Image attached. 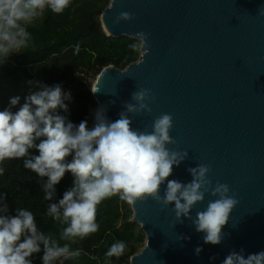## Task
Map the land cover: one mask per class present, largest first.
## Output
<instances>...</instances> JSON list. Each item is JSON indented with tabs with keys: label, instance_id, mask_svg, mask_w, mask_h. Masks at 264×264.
Listing matches in <instances>:
<instances>
[{
	"label": "water",
	"instance_id": "water-1",
	"mask_svg": "<svg viewBox=\"0 0 264 264\" xmlns=\"http://www.w3.org/2000/svg\"><path fill=\"white\" fill-rule=\"evenodd\" d=\"M113 4V5H112ZM112 5L111 8L109 6ZM264 0H112L102 12L109 35L141 40L148 34L144 62L125 68L107 65L93 88L98 106L118 119L125 101L141 88L156 99L151 113L129 114L132 127L151 132L163 113L173 117L171 149L188 158L168 179L189 182L188 167L210 164L213 185L227 183L239 200L220 245L203 242L191 220L176 221L173 205L152 199L131 205L145 244L131 264H221L230 250L245 254L264 250ZM121 12L134 18L115 23ZM143 52L141 40L140 56ZM115 101V104L109 103ZM165 186L161 187L163 194ZM218 197L205 194L192 209L194 218ZM190 237L180 240L179 236ZM148 244V247H147ZM202 246L197 256L195 248ZM211 256H216L211 260Z\"/></svg>",
	"mask_w": 264,
	"mask_h": 264
},
{
	"label": "clouds",
	"instance_id": "clouds-1",
	"mask_svg": "<svg viewBox=\"0 0 264 264\" xmlns=\"http://www.w3.org/2000/svg\"><path fill=\"white\" fill-rule=\"evenodd\" d=\"M71 3L72 0H0V65L12 54L29 48L32 35L28 26L45 9L60 14ZM258 11L264 15V5ZM133 18L132 13L121 12L115 23ZM137 35L143 41V52L136 62L140 64L149 51L145 46L148 34L139 32ZM130 47L135 49L137 45ZM37 88L25 97L18 110L12 108L20 104L21 98L14 96L9 106L0 111V165L7 160L24 158L25 169L42 180L47 178L42 183L44 201L54 200L56 186L66 173L70 172L73 180L58 202L47 204L46 216L60 225L58 238L56 233L40 230L36 216L27 208L17 207L15 215L8 214V205L4 203L7 194H0V264H33L31 258L41 252V245L42 264H57L61 259L79 257L80 252L72 250L71 244L99 230L97 206L117 195L131 205L148 199L156 201L162 209L174 204L176 221L182 224L184 218L191 220L194 230L203 233L204 243L215 246L223 242V229L239 203L230 186L219 181L213 185L209 177L211 165L203 163L186 169L192 177L187 183L168 179L174 166L178 167L188 158L187 150L168 147L176 144L170 135L171 114L156 117L151 132L132 127L129 114L152 111L149 102H154L156 97L150 89L133 92L131 101L135 103L125 101L124 110L115 121L108 118L106 105L98 106L93 112L94 124L89 128L86 119L75 124L60 114V110L68 112L65 101L72 99L71 92L64 91L60 83L48 86L37 82ZM91 91L95 94L98 89L91 88ZM109 103L115 104V101ZM33 148L38 150V155L29 151ZM4 172L5 168L0 167V176ZM165 185L161 194V187ZM208 192L218 198L209 201L206 209L198 211L193 218L192 209L203 202ZM179 238L190 239L183 235ZM60 241L65 243L61 245ZM126 249V242L118 240L110 245L105 257L119 258ZM194 251L198 256L203 248L197 246ZM210 259L215 260L216 256ZM105 264H110V259H106ZM221 264H264V250L246 255L243 247L239 251L233 249Z\"/></svg>",
	"mask_w": 264,
	"mask_h": 264
},
{
	"label": "trees",
	"instance_id": "trees-1",
	"mask_svg": "<svg viewBox=\"0 0 264 264\" xmlns=\"http://www.w3.org/2000/svg\"><path fill=\"white\" fill-rule=\"evenodd\" d=\"M108 0H72L63 13H52L45 9L28 26L32 42L25 51L12 54L7 62L0 65V111L9 106L10 98L20 96V104L12 108L18 110L25 97L38 90L37 82L52 86L60 83L64 91H70L72 99L65 101L68 112L60 110L70 121L79 124L87 120L88 127L94 124L93 112L98 107L92 86L78 75L83 71L89 75L93 69L99 73L110 63L125 68L140 57L141 41L127 35L114 37L108 35L100 21V14ZM137 45L135 49L130 45ZM78 49V50H77ZM31 81L32 83H29ZM39 143V139L36 141ZM38 155L37 149L29 150ZM23 159L5 161L0 167L5 172L0 176V194H7L10 215H15L17 207L27 208L36 216L40 230L56 233L59 237L60 225L46 216L47 204L58 202L64 191L72 184V174L66 173L56 186L53 201H44L42 183L47 178H39L35 173L23 167ZM71 160V156L67 158ZM133 210L119 196L105 199L97 206L96 221L99 230L83 240L71 244L72 250H78L80 256L70 264H130V258L140 250L145 241L143 230H136L130 214ZM124 241L127 249L119 257L106 258L105 253L116 241ZM61 245L65 241H60ZM41 252L32 256L33 264H42ZM59 261H57V264Z\"/></svg>",
	"mask_w": 264,
	"mask_h": 264
},
{
	"label": "rangeland",
	"instance_id": "rangeland-1",
	"mask_svg": "<svg viewBox=\"0 0 264 264\" xmlns=\"http://www.w3.org/2000/svg\"><path fill=\"white\" fill-rule=\"evenodd\" d=\"M109 1L110 0H108V2L105 4V7H104V9L102 10V12L108 7V4H109ZM102 12H101V14L100 15H102ZM108 33V32H107ZM109 34V33H108ZM141 41V40H140ZM140 46H141V44H140ZM110 64H112V63H110ZM109 65V64H108ZM120 68V67H119ZM123 69V68H122ZM99 70H97V69H93L90 73H89V75H88V84H90L91 86H92V88H93V86H94V84H95V82H96V80H97V78H98V76H99ZM130 206H131V204H130ZM131 208H132V206H131ZM133 210V209H132ZM133 213H134V211H133ZM133 213L132 214H130V218H131V220L133 221ZM133 222H135V221H133ZM135 223H138V222H135ZM136 230L139 232L140 230H142L141 229V227H140V224L138 223V225H136ZM144 232V231H143ZM145 238H146V236H145ZM144 244H145V241H144V243H141V245H140V247L142 248L143 246H144ZM141 248H140V250H141ZM132 257V256H131ZM130 260H131V258H130ZM71 261H72V259H70V260H63V259H61L60 261H59V263L58 264H70L71 263Z\"/></svg>",
	"mask_w": 264,
	"mask_h": 264
},
{
	"label": "crops",
	"instance_id": "crops-1",
	"mask_svg": "<svg viewBox=\"0 0 264 264\" xmlns=\"http://www.w3.org/2000/svg\"><path fill=\"white\" fill-rule=\"evenodd\" d=\"M78 75L80 76V77H82L85 81H87L88 82V74H86L85 72H83V71H79L78 72Z\"/></svg>",
	"mask_w": 264,
	"mask_h": 264
}]
</instances>
